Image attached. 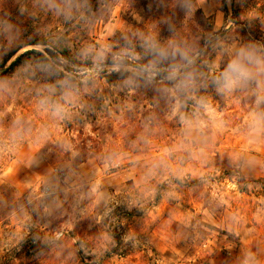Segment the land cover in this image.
<instances>
[{
  "label": "rangeland",
  "instance_id": "obj_1",
  "mask_svg": "<svg viewBox=\"0 0 264 264\" xmlns=\"http://www.w3.org/2000/svg\"><path fill=\"white\" fill-rule=\"evenodd\" d=\"M257 31L264 0H0V264H264V86L213 82Z\"/></svg>",
  "mask_w": 264,
  "mask_h": 264
},
{
  "label": "clouds",
  "instance_id": "obj_2",
  "mask_svg": "<svg viewBox=\"0 0 264 264\" xmlns=\"http://www.w3.org/2000/svg\"><path fill=\"white\" fill-rule=\"evenodd\" d=\"M158 54L161 58H166L169 53L164 49H158ZM179 50H173L172 55H176ZM182 57L186 58L185 53H180ZM99 58L103 57V51L98 54ZM134 75L141 77L145 84H152L157 71L154 65L144 66ZM169 80L177 79V71L173 69L169 72ZM257 81L264 86V53H258L254 48L241 47L228 60L227 64L213 76V82L216 85V90L219 93H231L236 89L247 86L252 81ZM128 83L135 84L136 81L129 78ZM194 81L192 75L189 73L180 79L174 86V89H166L172 91L188 88L193 86ZM264 100V94L258 97L257 104ZM57 115H62V110L57 109ZM250 120L254 131H264V116L253 112L250 114Z\"/></svg>",
  "mask_w": 264,
  "mask_h": 264
},
{
  "label": "trees",
  "instance_id": "obj_3",
  "mask_svg": "<svg viewBox=\"0 0 264 264\" xmlns=\"http://www.w3.org/2000/svg\"><path fill=\"white\" fill-rule=\"evenodd\" d=\"M254 33V34H253ZM252 36V39H254L257 42V52L258 53H264V33L257 31V32H251L249 33ZM244 36L247 37V34L244 33ZM27 45H45V42L43 40H39L37 38L33 39L31 42H29V44ZM23 47V46H22ZM18 48L16 49L14 52H12V54H10V56L8 57V59H11L12 57H14V55L22 48ZM146 58L148 59V63H152L154 61V63H156L155 61L158 60V51L156 48H152V47H146ZM46 52L49 54L50 58H56L58 55L56 53H54L53 50H49L47 49ZM29 55H35L37 57H39V63L42 64H50V59L46 56H44L43 54L32 50L29 52H26L24 54H22L21 56H19L14 62H12L10 69L15 68L16 66L20 65L22 60ZM61 55L65 58H68V52L66 50H61ZM4 64L2 66H0V68H3ZM173 68V67H172ZM196 69V66L190 67L188 68L182 76H186L189 73L191 74L194 70ZM125 75L124 71H112L111 73H107L105 74L102 79H104L106 81L107 84H112L113 82H115L117 79L123 78ZM243 179V178H242ZM243 181H245V179H243ZM20 247V251L22 253H25L26 255H32L35 253H39V246H38V242L36 240H29V241H23L22 244L19 246ZM44 253H47L49 251V247H47L44 244ZM43 253H40V255Z\"/></svg>",
  "mask_w": 264,
  "mask_h": 264
}]
</instances>
